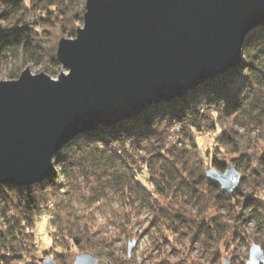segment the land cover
I'll return each mask as SVG.
<instances>
[{"label":"trees","instance_id":"obj_1","mask_svg":"<svg viewBox=\"0 0 264 264\" xmlns=\"http://www.w3.org/2000/svg\"><path fill=\"white\" fill-rule=\"evenodd\" d=\"M86 1L0 0V69L10 58L16 62L11 79L19 76L17 62L48 57L60 67L58 35L76 37ZM242 128L258 129L262 141L242 145ZM209 133L215 135L208 162L198 138ZM229 158L242 171L233 192H225L205 171L207 166L224 171ZM54 164L42 181L0 185L2 264H41V257L51 255L73 264V245L97 257H113L108 241L94 239L92 225L82 223L75 194L91 205L101 199L129 205L127 221L146 213L149 226L160 233L189 234L204 250L214 249L215 259L230 230L221 209L235 215L239 208L237 218L256 219L264 232V25L249 32L234 69L131 119L79 131L55 154ZM210 209L218 211L216 216ZM45 211L53 250L39 256L33 249H38L36 229Z\"/></svg>","mask_w":264,"mask_h":264},{"label":"water","instance_id":"obj_2","mask_svg":"<svg viewBox=\"0 0 264 264\" xmlns=\"http://www.w3.org/2000/svg\"><path fill=\"white\" fill-rule=\"evenodd\" d=\"M261 25L264 0H87L76 37L58 44L66 72L53 78L27 67L0 81V185L42 181L79 131L131 119L234 69L249 32ZM206 174L225 192L242 178L232 163ZM73 264L101 263L85 251ZM246 264H264L259 243Z\"/></svg>","mask_w":264,"mask_h":264},{"label":"rangeland","instance_id":"obj_3","mask_svg":"<svg viewBox=\"0 0 264 264\" xmlns=\"http://www.w3.org/2000/svg\"><path fill=\"white\" fill-rule=\"evenodd\" d=\"M58 36L59 39L61 37L75 38L60 34ZM15 63L10 58L9 63L0 69V81L11 79L10 73ZM17 64L21 67L19 75L27 67L34 74L45 72L53 78H58L61 71H67L62 65L59 67L53 64L48 57L43 58L38 63L29 60L17 62ZM176 130L179 131V128H176ZM240 133L242 145L246 143L257 144L262 141L258 129L246 131L242 128ZM214 135L215 133H209L207 136H200L198 138L201 155L208 162L207 152L214 148V141H212ZM172 137L175 139V142L179 141L178 136L175 137L173 135ZM184 141L188 143L186 139ZM220 155L222 156L223 153H220ZM228 163H232L230 158ZM208 167L210 166H207L206 169ZM72 201L77 213L81 216L82 223L92 225L91 232H95V237L93 238H105L108 241V246L113 248V257L105 256L101 258L95 255L101 264H225L226 261L228 264H246L249 259L250 247L253 243H259L264 248V232L258 229L257 220L254 218L247 220L237 218L236 215L240 213L239 208L235 215L233 214L234 212L230 213L226 209L219 211L222 214L223 222L229 225L230 230L219 243L220 252L217 259H215V250H204L199 243L192 240L191 235L169 230H164L165 233L164 231L160 233L154 227L149 226L148 215L146 213H142L141 215L132 214L130 221H127L125 212H131L129 205H121L116 200L111 203L107 199H101L95 205H91L88 200L76 196V194L72 197ZM52 204L51 202L50 205ZM217 213L218 211L214 209L209 210V214L211 215L216 216ZM0 219L4 223L1 217ZM36 233H38L36 235L38 249H33V251L41 256L43 250H53L51 238L54 233H52L50 227L48 212L45 211L40 217ZM133 241H135V246L131 255H129V245ZM81 252L85 251L73 245V258H76L77 254ZM50 257L55 258L58 264H61L59 258L54 255ZM176 257L179 258L175 259ZM0 264L2 263L0 262Z\"/></svg>","mask_w":264,"mask_h":264},{"label":"clouds","instance_id":"obj_4","mask_svg":"<svg viewBox=\"0 0 264 264\" xmlns=\"http://www.w3.org/2000/svg\"><path fill=\"white\" fill-rule=\"evenodd\" d=\"M262 191H264V190H262ZM179 257H176L175 259H178Z\"/></svg>","mask_w":264,"mask_h":264}]
</instances>
